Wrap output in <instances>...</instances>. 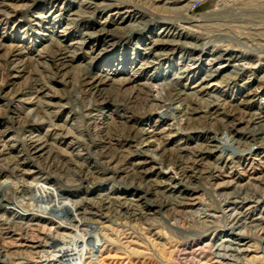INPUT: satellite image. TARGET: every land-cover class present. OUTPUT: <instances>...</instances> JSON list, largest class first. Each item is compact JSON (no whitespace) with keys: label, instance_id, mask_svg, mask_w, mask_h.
Instances as JSON below:
<instances>
[{"label":"rangeland","instance_id":"374dc122","mask_svg":"<svg viewBox=\"0 0 264 264\" xmlns=\"http://www.w3.org/2000/svg\"><path fill=\"white\" fill-rule=\"evenodd\" d=\"M0 264H264V0H0Z\"/></svg>","mask_w":264,"mask_h":264},{"label":"bare ground","instance_id":"6f19581e","mask_svg":"<svg viewBox=\"0 0 264 264\" xmlns=\"http://www.w3.org/2000/svg\"><path fill=\"white\" fill-rule=\"evenodd\" d=\"M243 70V66L241 67V66H239V67H237V71H242ZM244 71V70H243ZM238 74V73H237ZM138 136V135H137ZM142 138H143V135H142ZM140 142V141H139ZM141 143V142H140ZM148 152V149H146V150H143V151H141L140 153H142V154H144V153H147ZM153 158V157H152ZM154 160V159H153ZM177 163V162H176ZM135 215V214H134ZM133 216V215H132ZM224 242H227V243H229L228 244V246H225V251L226 250H233L234 251V249L233 248H231L230 247V245H232V244H234V243H232L230 240H226V241H224ZM227 253V252H226Z\"/></svg>","mask_w":264,"mask_h":264}]
</instances>
